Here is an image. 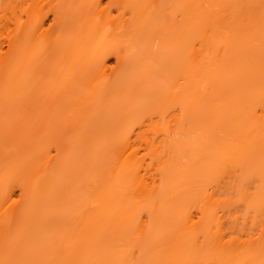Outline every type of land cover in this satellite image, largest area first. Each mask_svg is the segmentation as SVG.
Masks as SVG:
<instances>
[{
  "label": "bare ground",
  "instance_id": "obj_1",
  "mask_svg": "<svg viewBox=\"0 0 264 264\" xmlns=\"http://www.w3.org/2000/svg\"><path fill=\"white\" fill-rule=\"evenodd\" d=\"M0 264H264V0H0Z\"/></svg>",
  "mask_w": 264,
  "mask_h": 264
},
{
  "label": "rangeland",
  "instance_id": "obj_2",
  "mask_svg": "<svg viewBox=\"0 0 264 264\" xmlns=\"http://www.w3.org/2000/svg\"><path fill=\"white\" fill-rule=\"evenodd\" d=\"M48 1H50V0H48ZM49 15H50V14H49ZM50 16H51V15H50ZM47 17H48V18H51V17H49V16H47ZM50 20H51V19H50ZM50 20H48V21H50ZM50 22H51V21H50ZM50 22H49V23H50ZM2 41H3V40H2ZM4 43H5V42H4ZM1 44H2V43H1ZM2 45H3V44H2ZM6 45H7V44H6ZM6 45L4 44V46H3V47H4V48H6V50H7V47H6ZM6 50H5V51H6Z\"/></svg>",
  "mask_w": 264,
  "mask_h": 264
}]
</instances>
